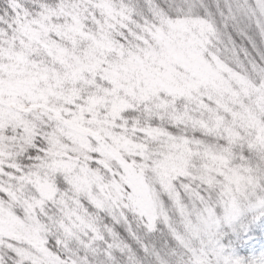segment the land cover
Returning <instances> with one entry per match:
<instances>
[{"label":"snow or ice","instance_id":"6c2138e0","mask_svg":"<svg viewBox=\"0 0 264 264\" xmlns=\"http://www.w3.org/2000/svg\"><path fill=\"white\" fill-rule=\"evenodd\" d=\"M0 264H264V0H0Z\"/></svg>","mask_w":264,"mask_h":264}]
</instances>
